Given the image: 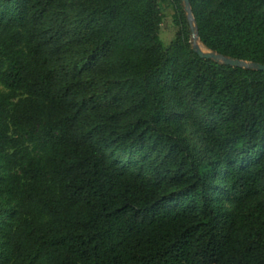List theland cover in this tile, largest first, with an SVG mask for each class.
I'll return each mask as SVG.
<instances>
[{
  "label": "trees",
  "instance_id": "1",
  "mask_svg": "<svg viewBox=\"0 0 264 264\" xmlns=\"http://www.w3.org/2000/svg\"><path fill=\"white\" fill-rule=\"evenodd\" d=\"M189 3L264 64V0ZM0 264H264V71L181 0H0Z\"/></svg>",
  "mask_w": 264,
  "mask_h": 264
},
{
  "label": "water",
  "instance_id": "2",
  "mask_svg": "<svg viewBox=\"0 0 264 264\" xmlns=\"http://www.w3.org/2000/svg\"><path fill=\"white\" fill-rule=\"evenodd\" d=\"M181 1L183 3L184 11L186 13L187 22L189 25L190 34L192 37V49L195 53H197L201 58L210 59L217 63H222L232 67L249 68V69H257L264 71V64L228 57L223 54L207 50L206 48L201 46L197 41L198 38L197 27L194 22L189 0H181Z\"/></svg>",
  "mask_w": 264,
  "mask_h": 264
},
{
  "label": "rangeland",
  "instance_id": "3",
  "mask_svg": "<svg viewBox=\"0 0 264 264\" xmlns=\"http://www.w3.org/2000/svg\"><path fill=\"white\" fill-rule=\"evenodd\" d=\"M161 12L163 13L162 24L159 28V38L164 46H166L175 36L176 27L173 22V9L170 6H165L160 4ZM186 135L189 138L190 142L198 146L196 138L192 134L191 130L188 128Z\"/></svg>",
  "mask_w": 264,
  "mask_h": 264
}]
</instances>
